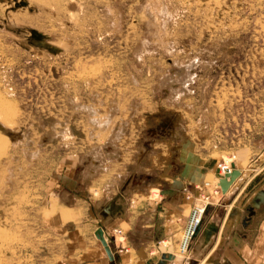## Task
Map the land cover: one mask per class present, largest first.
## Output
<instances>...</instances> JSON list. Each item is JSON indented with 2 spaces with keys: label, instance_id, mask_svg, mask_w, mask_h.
<instances>
[{
  "label": "rangeland",
  "instance_id": "rangeland-1",
  "mask_svg": "<svg viewBox=\"0 0 264 264\" xmlns=\"http://www.w3.org/2000/svg\"><path fill=\"white\" fill-rule=\"evenodd\" d=\"M1 100L0 264H79L72 193L114 197L151 149L165 166L172 148L207 167L235 154L241 190L264 185V0H0Z\"/></svg>",
  "mask_w": 264,
  "mask_h": 264
},
{
  "label": "crops",
  "instance_id": "crops-1",
  "mask_svg": "<svg viewBox=\"0 0 264 264\" xmlns=\"http://www.w3.org/2000/svg\"><path fill=\"white\" fill-rule=\"evenodd\" d=\"M171 152L170 162L165 166L163 163L160 165L164 159L161 151L149 150L146 158L160 157L156 160L157 165L153 160V164L142 166L140 180L136 178L135 171L126 170L123 185L115 177L111 185L116 190L114 197L96 200L91 195L88 200L72 193L69 200H72L75 210L69 220L80 221L73 230V235L77 236L73 244L79 247L82 259L79 264H245L257 260L255 253L264 251V223L256 242L252 244L248 238L250 225L247 223L246 212L258 213L264 208V185L253 191L241 190L246 175L243 176L245 170L237 163L241 176L236 179L238 183L235 181L233 187L224 194V206L232 197L224 217L219 220L222 215L221 206L210 207L185 259L178 261L174 257L175 250L182 242L194 202L186 195L195 192L194 185L205 181L208 175L215 176L217 169L216 166H199L193 156L184 160L181 151L176 148H172ZM96 164V159L92 160L82 170L83 178L93 177L97 172L94 169ZM91 165L94 167L89 168ZM91 186L94 187L92 183L86 187L88 189ZM121 186H124V192L120 190ZM152 189L160 191L161 196L156 201L150 200ZM137 191L146 193L148 197L138 200L135 198ZM100 227L104 229L105 237L114 252V260L109 258L102 241L96 235ZM115 227L124 230V236L118 240L128 246L129 251L119 253L115 244L110 242L108 235ZM162 240L167 241L168 251L159 247L158 243ZM167 252L170 255L174 253L173 257L165 258Z\"/></svg>",
  "mask_w": 264,
  "mask_h": 264
},
{
  "label": "built area",
  "instance_id": "built-area-1",
  "mask_svg": "<svg viewBox=\"0 0 264 264\" xmlns=\"http://www.w3.org/2000/svg\"><path fill=\"white\" fill-rule=\"evenodd\" d=\"M235 168H237L235 154L228 159H221L217 162V172L214 178L196 183L194 185L195 192H189L186 195L187 198L193 199L194 202L185 228L184 239L186 237H189L190 240L193 239L197 227L203 223L204 216L210 207H219L223 205L222 195H224V192L220 185V181L222 178L231 174ZM156 195H158V193ZM111 235L110 242L115 244L116 250L119 253L129 251V247L124 245L122 241L118 240L120 237L124 236V230L121 227L113 228ZM158 245L159 247L162 245L167 246V241L162 240Z\"/></svg>",
  "mask_w": 264,
  "mask_h": 264
},
{
  "label": "water",
  "instance_id": "water-1",
  "mask_svg": "<svg viewBox=\"0 0 264 264\" xmlns=\"http://www.w3.org/2000/svg\"><path fill=\"white\" fill-rule=\"evenodd\" d=\"M34 39L32 42L36 45H42L44 47H49V45L47 43H45V41H43L44 39V36L39 33L38 31H34ZM241 175V170L238 169V168H235L234 171L227 175L226 177L222 178L221 181H220V185L222 187V190L224 193H226L229 188L232 186V184L236 181V179ZM200 226L196 232V234L198 233V231L200 230ZM195 234V235H196ZM96 235L97 237L102 241L104 247H105V250L109 256V258L111 260H114L115 259V256H114V252L112 251V248L110 246V244L108 243L106 237H105V234H104V229L102 227L98 228L97 231H96ZM164 257L166 258H171L172 255L170 254H165Z\"/></svg>",
  "mask_w": 264,
  "mask_h": 264
},
{
  "label": "bare ground",
  "instance_id": "bare-ground-1",
  "mask_svg": "<svg viewBox=\"0 0 264 264\" xmlns=\"http://www.w3.org/2000/svg\"><path fill=\"white\" fill-rule=\"evenodd\" d=\"M44 36V35H43ZM43 41H45V43H47V44H49V40H48V37L47 36H44V39H43ZM8 104V103H7ZM7 104H6V102L4 101V100H1L0 101V112H2V114L4 113V115H6L7 117H9L10 116V114H9V112H7V110H6V108H7ZM9 105V104H8ZM12 114V113H11ZM245 174H243V176H244ZM241 176V175H240ZM239 176V177H240ZM238 177V178H239ZM237 181V180H236ZM239 181V180H238ZM238 181H237V183H238ZM236 183V186L238 185ZM233 187V186H232ZM234 189V188H233ZM203 221H204V219H203ZM202 225V224H201ZM201 225H199L200 227H201ZM199 226L197 227V229H196V231H195V233L194 234H196V232H197V230H198V228H199ZM209 231V230H208ZM213 233V232H212ZM194 238V237H193ZM192 240L193 239H189V237H186L185 239L183 238V241H182V243H181V250L184 252V251H187V250H189L190 249V246H191V242H192ZM167 255L169 254V253H166ZM172 257H173V254H172ZM171 257V258H172ZM175 257V256H174Z\"/></svg>",
  "mask_w": 264,
  "mask_h": 264
}]
</instances>
